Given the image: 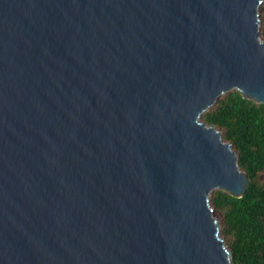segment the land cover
Wrapping results in <instances>:
<instances>
[{"label": "water", "instance_id": "water-1", "mask_svg": "<svg viewBox=\"0 0 264 264\" xmlns=\"http://www.w3.org/2000/svg\"><path fill=\"white\" fill-rule=\"evenodd\" d=\"M263 1L0 0V264H232L202 117L264 105Z\"/></svg>", "mask_w": 264, "mask_h": 264}, {"label": "trees", "instance_id": "trees-1", "mask_svg": "<svg viewBox=\"0 0 264 264\" xmlns=\"http://www.w3.org/2000/svg\"><path fill=\"white\" fill-rule=\"evenodd\" d=\"M259 12L264 39V1ZM202 121L222 132L250 179L242 198L221 190L210 196L212 207L221 216L220 234L231 252L232 264H264V105L233 91L220 96Z\"/></svg>", "mask_w": 264, "mask_h": 264}, {"label": "rangeland", "instance_id": "rangeland-1", "mask_svg": "<svg viewBox=\"0 0 264 264\" xmlns=\"http://www.w3.org/2000/svg\"><path fill=\"white\" fill-rule=\"evenodd\" d=\"M262 37V36H261ZM262 40H264L263 38H262ZM216 217L218 218V220L220 221L221 220V216H220V214L217 212V214H216Z\"/></svg>", "mask_w": 264, "mask_h": 264}]
</instances>
